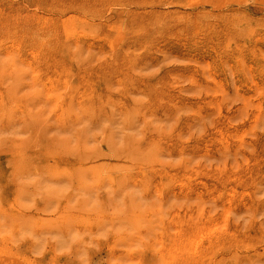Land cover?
Wrapping results in <instances>:
<instances>
[{
    "label": "rangeland",
    "instance_id": "1",
    "mask_svg": "<svg viewBox=\"0 0 264 264\" xmlns=\"http://www.w3.org/2000/svg\"><path fill=\"white\" fill-rule=\"evenodd\" d=\"M0 264H264V0H0Z\"/></svg>",
    "mask_w": 264,
    "mask_h": 264
},
{
    "label": "bare ground",
    "instance_id": "2",
    "mask_svg": "<svg viewBox=\"0 0 264 264\" xmlns=\"http://www.w3.org/2000/svg\"><path fill=\"white\" fill-rule=\"evenodd\" d=\"M28 32V31H27Z\"/></svg>",
    "mask_w": 264,
    "mask_h": 264
}]
</instances>
